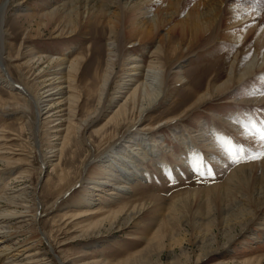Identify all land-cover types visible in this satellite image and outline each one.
<instances>
[{"label": "rangeland", "instance_id": "374dc122", "mask_svg": "<svg viewBox=\"0 0 264 264\" xmlns=\"http://www.w3.org/2000/svg\"><path fill=\"white\" fill-rule=\"evenodd\" d=\"M22 1L26 0L12 1L4 27L5 39L2 40L5 50L3 65L0 66L8 69L13 80L0 68V196L11 198L28 187L29 202L26 208L19 210L24 213L29 210V214H37V217L34 219L31 215L12 221L13 228H5L14 231L7 244L21 239L22 247H29L32 252L40 250L43 252L40 264H264V236L257 233L252 238L251 234L242 233L243 221L240 220L247 205L255 209L251 203H247L245 190L249 188L245 189L246 183L251 189L253 184H264V176L259 175L258 170L253 171V176L248 175V178L246 173L250 167L248 165L256 159L245 157L258 156V152L251 156L234 154L229 157V164L225 162L224 165L216 164L217 159L213 157L216 154H213L211 157L216 172L207 171V176H202L200 168H190L193 165L187 161L181 164V173L178 174L181 179L173 174L168 176L167 169L163 171L160 167L162 173L159 176H150L146 181L138 182L135 196L130 200L119 197L122 201L118 202L117 197L108 194L112 190V186L108 185L91 191L93 201L81 204L80 195L94 185L92 179L89 181L91 175L83 170L84 163L87 160L96 163L107 155L113 146L123 141L137 122L133 119L124 125L114 121L108 123L130 91L112 102L119 94L120 77L114 74L120 69L117 65V70L112 72L109 66V62L116 60V57L109 50L108 45L113 40H110L108 29L96 23L79 30L77 36L69 40L54 38L55 35L49 30L37 37L35 22L31 23L24 12L16 10ZM198 1L194 0L195 3ZM35 3V0H31L26 6L34 8ZM156 6L155 10H158L162 4ZM227 26L226 21L224 28ZM28 30L29 35L35 37L26 38ZM222 40L202 47L197 42L191 45L187 40L183 41L178 32L173 40V44L178 46V53L168 51L166 47L169 48V45L159 44V39L135 45L131 39L125 41L123 58L141 57L144 53L147 59L144 65L148 66L151 61L154 70L171 71L165 95L158 106L146 113L145 119L137 122L135 127L138 131L155 137L164 134L165 138L172 140L170 128L175 125L182 129L190 126L191 133L198 137L200 121L205 120L208 125L222 131L228 126L229 120L232 121L231 114L235 113L234 122L245 128V133L252 131L245 126L247 119L252 117L253 121H259L261 127L260 133L254 134H261L264 130V104L247 102L264 94L263 75L250 76L246 84L235 81L233 88L224 95L218 93L217 88L213 98L208 97L206 101L196 103L199 90L205 93L209 81L212 86L210 90L214 85L220 86L227 81L229 61L233 62L235 52L243 50L242 46L239 48ZM70 45L75 49L71 57L78 60L85 56L90 60L82 68L81 78L73 75L72 83L68 78L69 84L64 86H69L70 92L65 89V96L56 95L51 100V113H56V116L45 119L41 104L11 89L8 83L17 81L26 86L32 99L44 98L50 88L49 79L52 76L49 74L54 68L47 60L38 63L34 55L44 51L50 56L53 52L46 50L48 48L55 49V53L61 55L60 49ZM80 53V56L75 57ZM188 55L189 58L183 60ZM16 58L19 59L15 61ZM178 62H182L180 70L185 76L182 81L178 80L175 72L179 70ZM99 65L103 66L102 74L106 78L112 72L108 84L102 76L100 80L94 77ZM253 87L258 89V94L252 91ZM104 88L107 93L104 103L106 110L102 108L104 112L92 118L88 127H82L66 137L67 131L64 130L71 123L68 119H74L80 126V121L88 119L99 106ZM226 97L230 101L225 102ZM20 112L24 114L22 119L15 118L21 116ZM33 123H36L37 132L34 139L30 129L34 127ZM225 132L229 141L233 138V141L239 140L246 149L263 148L264 151V143H255V138L249 139L247 136L243 139L228 128ZM171 140L168 144L180 154L178 142ZM223 144H226V139ZM63 145L65 147L62 150ZM231 151L235 152L230 149L225 156ZM43 161H49L48 165L43 167ZM148 163L149 171H156L155 165ZM239 166L246 168L245 174L241 175L247 179L242 180L245 186L241 184L239 176H235L234 184L226 187L233 188V192L228 200L226 195L222 201L224 193H221L222 185L219 184H225L228 173ZM216 173L221 176L215 177ZM85 178L88 181H84ZM113 182L117 183V180ZM201 187L205 188L204 191ZM9 206L6 199L0 202V210L15 208ZM260 218L254 223L258 225ZM119 221L123 227L120 230L116 226L111 229ZM253 227L255 230L258 226L255 224ZM232 235L233 240L224 248L223 245L228 243ZM212 248L219 250L209 257ZM15 263L10 262V259L0 261V264Z\"/></svg>", "mask_w": 264, "mask_h": 264}, {"label": "bare ground", "instance_id": "6f19581e", "mask_svg": "<svg viewBox=\"0 0 264 264\" xmlns=\"http://www.w3.org/2000/svg\"><path fill=\"white\" fill-rule=\"evenodd\" d=\"M12 1L13 0H0V65H3V52L5 50L2 46V40L5 39L6 33L4 27ZM30 1L31 0L19 2V8L16 10L24 12L25 15L31 19V23L35 22L38 33L36 35L37 37H41L45 30H49L52 35H55L54 38L69 40L77 36L79 30L85 29L96 23L101 24V28L108 29L110 40H113L108 45L109 50L112 52L111 54L116 57V60L109 62V66L112 68V72L117 70V65L120 69L114 74L120 77L118 82L119 94L112 99V102H114L116 98H122V94L130 91L125 102L115 111L114 116L108 123L114 121L113 123L116 122V124L124 125L129 120L135 119L139 122L145 119L146 113L155 108L165 95L168 83L167 79L171 72L154 70L151 61L148 66L144 65V63L147 62L144 53L141 57L133 58V56H131L130 58H123V49L127 39H131L133 45L155 42L159 39V44L165 43L169 45V48H166L168 51L174 53L179 52L178 46L173 44L174 37L178 32L182 40H187L191 45L197 42L200 43L202 47H205L214 44V42L219 39H223V42L238 46L239 48L242 46L243 50L234 53L233 62L229 61L227 81L220 86L214 85L212 90H210L212 86L209 81L205 93H201L199 90L198 101L196 102L199 104L206 101L208 97H210V99L213 98L214 91L217 88L219 90L218 93L224 95L233 88L235 81L238 84H246L250 76L259 74L263 75L261 80H264V8L262 7L264 6V0H199L196 3L194 0H35L36 5L34 8H31L32 6H26ZM157 4H162V7H158L159 9L155 10ZM25 8L26 10H24ZM17 12L18 11H15V13ZM177 18L180 19L177 20ZM226 21L228 26L224 28ZM238 27H240V29L237 30L236 28ZM29 33L30 31L28 30V37L26 38L35 37L32 34L29 35ZM159 48L158 46V49ZM46 50L53 53L47 56L44 51H38V53L34 55L35 59L37 57L38 63L47 60L48 64L53 65L52 67L54 68L53 72L49 74L52 76V78L49 79L51 81L49 84L50 88L44 98L32 99L29 97L30 92L28 88L19 84L17 81L8 83V86L20 92L25 97H28L29 100H34L35 103L41 104V110H43V113L45 112L44 115H46L45 119H49L56 116V113H51V109H53V101L51 100H54L56 95L60 97L65 96L64 94L67 93L65 89H68V92H70V87L64 85L66 83L69 84V79L71 83L74 82L73 75L75 78H81L82 68L89 62L90 58L82 56L80 59L78 58V60H75L73 56L71 57L73 50H75L73 45L65 46L63 49H60L61 55L56 54L53 48H48ZM80 55L81 53L75 57ZM189 56L190 55L183 60L188 59ZM18 59L19 58H16L15 61ZM183 60L181 61L183 62ZM182 62H178L177 69L179 70L175 71L179 81L185 79V76L181 73L183 70H180ZM256 63L257 65L255 66ZM127 65L129 66L127 67ZM102 67L103 66L99 65L96 68L94 77L100 80L102 76V78H105L104 82L106 81V84H108L112 72L111 75L106 78V76L102 74ZM0 68L8 73L10 80H13L11 77L12 74L7 68L1 66ZM70 72H73V74ZM124 74H126V76L122 78ZM214 78L215 77H213V79ZM25 80H27V78H25ZM102 81L103 79L101 82ZM105 90L106 88H104V93L101 96L97 109L90 114L88 119L82 120V122L80 121V126L75 123L76 121L74 119H68V122L71 123L67 124L64 130L67 131L66 137L79 129L81 130L82 127H88L91 123V119L96 117L98 113H102L105 109L104 103L107 94H105ZM252 91L256 94L259 93L258 89L255 87H253ZM224 101L228 102L230 99L226 97ZM254 102L263 105L264 94L255 97L254 100L248 101L247 103L254 104ZM55 103L56 102H54V104ZM1 108L2 106H0V111ZM102 108L104 109L102 110ZM262 112H264V108ZM3 113L5 112L3 111ZM20 113L21 116H15V118L22 119L24 114L23 112ZM231 115L232 117H230V119H232V121L229 120V124H226L228 126L225 127L234 131L238 137L241 136L243 139H246L245 137L247 136L249 139L255 138L254 142L259 144V135L261 134H254L260 133L259 131H261L259 121L255 122L252 120V117L248 118L245 126H247V129L250 127L252 131L250 133L249 131L245 133L246 129L239 127L234 122V116H236V114L232 113ZM137 122L131 127L132 129H129L123 141L113 146V149L107 155H104L99 161H96V163L94 160H87L84 163L83 170H85L87 174L89 173V176L91 175L89 181L92 179L91 182L94 185L89 187L91 189H88L80 195L81 204H89L93 201L91 191L108 185L112 186V190L108 194L117 197V200H119V197L130 200L135 196V187L138 185V182L146 181L150 176L155 177L162 173L159 171L160 167L163 171L167 169L166 172L168 176L173 174L181 179L182 177L179 176L182 169L181 164L183 161H187L189 164L191 162L193 165V167L190 165V168H200L202 176H207V174H209L207 171L210 173L216 172L214 169L215 165L213 166L214 156L217 159L216 162L214 161L216 164L224 165L225 162L229 164L228 161L231 160L229 159L231 156L238 154L251 156L256 152H258L259 156L263 151V148H258L256 150L246 149L239 140L236 142L232 140L233 138L229 141L225 135V127L221 131L214 126L208 125L207 121L202 120L198 124L200 127L198 137H195V135L191 133L189 130L190 126L183 127L182 129L181 126L175 125L173 128H170L173 134H171L172 140L179 144L178 148L180 149V154H178L176 153L175 147L168 144L171 139L168 138V140L165 138L166 135L160 134L155 137L154 135L151 136L150 133H142L135 127ZM26 124L28 125L29 122H26ZM33 126L34 127H30V129L34 139L37 136L35 130L36 123H33ZM245 126L243 125V127ZM67 139L68 138H66V141ZM225 139L226 144H223ZM235 139H237V137ZM172 145H174V143ZM231 146L233 148H230ZM64 147L63 145L62 150ZM230 149L235 150V152L231 151L227 154L228 156H225V153ZM212 155L213 157H211ZM193 160L195 161L193 162ZM45 161H43V167L49 163V161ZM148 162L155 165L156 171H149ZM91 164L93 165L90 167ZM248 166L250 167L247 169L241 166L232 169L226 177V183L224 184V182H222L219 184L222 185L221 193H224L222 194V201H224L226 197L228 200V196L233 192L231 190L233 188L226 187L229 186V184H234L235 176H239L241 184L245 186V181L242 180L247 179L246 177H241V175L245 174V169L247 178L248 175L249 177L253 176L254 172L257 170L259 175L264 176V159H256ZM229 169H231V167ZM219 173H216L215 177L221 176V173ZM1 179L2 175L0 174V181ZM86 180L87 178L84 179V181ZM115 180H117V183L113 182ZM247 187L249 188V190H245L247 203H251L255 209H251V206L247 205L243 210V216L240 218V220L243 221L241 222V232L251 234V236H253L252 238H254L257 233L264 236V184H253L251 185V189L246 183L245 189H247ZM204 189L205 188H203L202 191H204ZM126 194H130L129 197H125ZM3 199H6V202L10 205L9 207L14 206L15 208L11 210H0V229H4L0 230V261L10 259V262H16L15 264H40L43 261V252L40 250L32 252L29 247H22L23 240L21 239L7 244L14 235V231H7L5 228H13L11 227L12 221L31 215L34 219L37 217V214H29L28 212H31L29 210L25 211V213L19 210V208H26V204L29 202L28 187H25L19 194L11 198L1 195L0 202H3ZM10 200L12 201L9 202ZM243 200L245 201V198ZM121 201L122 199L118 202ZM259 216H261V218L257 225V223L254 222L259 219ZM253 224L258 226L255 227V230ZM115 226L120 230L123 224L119 221L117 224H114L111 229ZM231 240H233V235L228 240V243L223 245L224 248H226ZM218 250L219 249L212 248L209 251V257H212V254L216 253ZM205 257H207V255Z\"/></svg>", "mask_w": 264, "mask_h": 264}, {"label": "snow or ice", "instance_id": "6c2138e0", "mask_svg": "<svg viewBox=\"0 0 264 264\" xmlns=\"http://www.w3.org/2000/svg\"><path fill=\"white\" fill-rule=\"evenodd\" d=\"M260 142L264 143V130H262L260 135ZM245 158H251V159H264V151H262L259 156H253V157H245Z\"/></svg>", "mask_w": 264, "mask_h": 264}]
</instances>
